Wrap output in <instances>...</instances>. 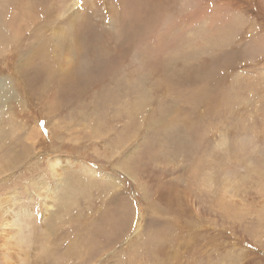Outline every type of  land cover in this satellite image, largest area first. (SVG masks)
<instances>
[{"label": "rangeland", "instance_id": "1", "mask_svg": "<svg viewBox=\"0 0 264 264\" xmlns=\"http://www.w3.org/2000/svg\"><path fill=\"white\" fill-rule=\"evenodd\" d=\"M140 1L0 0V264H264V0Z\"/></svg>", "mask_w": 264, "mask_h": 264}, {"label": "bare ground", "instance_id": "2", "mask_svg": "<svg viewBox=\"0 0 264 264\" xmlns=\"http://www.w3.org/2000/svg\"><path fill=\"white\" fill-rule=\"evenodd\" d=\"M14 1V0H13ZM132 3V12L134 11H138L139 9H141V7H145V8H152V6H150L148 3L149 1L146 2V4L140 0H129ZM158 2V1H157ZM19 3V2H18ZM159 3V2H158ZM159 5H161V3H159ZM135 13V12H134ZM13 18V17H12ZM202 97V96H201ZM8 158V157H7ZM4 166V165H3ZM5 168V166H4Z\"/></svg>", "mask_w": 264, "mask_h": 264}]
</instances>
